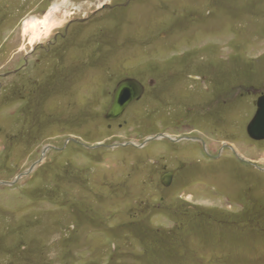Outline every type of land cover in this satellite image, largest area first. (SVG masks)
Segmentation results:
<instances>
[{
  "label": "rangeland",
  "instance_id": "374dc122",
  "mask_svg": "<svg viewBox=\"0 0 264 264\" xmlns=\"http://www.w3.org/2000/svg\"><path fill=\"white\" fill-rule=\"evenodd\" d=\"M54 6L66 20L30 45L25 20L41 22ZM164 68L177 70L161 75ZM164 76L173 77L165 100H145L142 115L129 110L121 128L101 120L105 102L77 100L80 86L102 85L107 96L118 79ZM240 84L264 90V0H0V181L14 180L0 184V264H264L261 171L253 177L224 155L207 166L206 187L163 194L160 166L143 158L142 166H109L118 157L98 150L96 166H61L63 136L79 127L67 118L73 112H92L83 117L98 122L93 140L138 142L161 129L159 109L168 106L190 107L203 131L206 108L223 115L225 89ZM250 98L241 105L250 109ZM214 114L206 119L221 132H211L214 149L223 133L249 153L231 131H244L251 114L235 112L227 127Z\"/></svg>",
  "mask_w": 264,
  "mask_h": 264
},
{
  "label": "flooded vegetation",
  "instance_id": "af4514ba",
  "mask_svg": "<svg viewBox=\"0 0 264 264\" xmlns=\"http://www.w3.org/2000/svg\"><path fill=\"white\" fill-rule=\"evenodd\" d=\"M27 61L28 58L23 59L21 64L23 65ZM22 65L21 67L19 66L15 69V73L20 72V68H25ZM161 70V75H166L167 71H175L177 69L167 68L166 70L164 68ZM75 72L77 71L75 70L74 73ZM7 75L8 72L4 73L3 77ZM190 77L193 79L199 78L193 76L192 74H190ZM134 78H136V80H138L142 85L141 94L137 99L127 104L122 113L115 119H108L106 117V112L113 100V93L117 86V83L122 78L114 82L112 88L108 90L107 96H103L104 94L102 92L106 88L102 85H99L97 88H90L91 85H87L88 87L86 85L80 86V92L78 93L77 100L81 99L82 102H84L83 100L88 98L92 101L90 106H99L100 102H105L106 106L104 108L105 110L101 113V120L106 123L107 129H110L111 123L116 124L115 127L121 128L126 121L124 119V116H126V113L129 112V110H132L135 116L142 115V110H146L145 107H140L142 103L145 100L149 101V103H152L155 100H165L166 96H168L170 92L168 86H171L173 82L172 76H164L163 79L160 78V80H162L161 83L158 82L157 79L155 80V78L152 77L148 78L145 82L141 78ZM199 79L205 80L206 77L201 76V78ZM204 89L206 90L208 88ZM63 91L61 97L64 98V102L66 103L69 97L71 99V96L67 91L66 86L63 88ZM225 92L226 98L222 101L224 103V114L220 115L222 109L218 110L217 113L214 114V111L210 107H208L206 108L209 110L206 113V119L209 118L211 121V117L214 114L215 116H217V122L223 120V122L220 123L221 126L224 124L223 127H227L226 121L229 118L231 119L230 121L235 120V112L237 115H239L238 113L240 112H242V114L250 113L251 115L247 124H245V126L243 125L244 131L237 129L234 130H237L238 132H235L233 130L231 131V133L234 134L233 137L236 138L235 140H240L242 142H244L245 140V142L248 143L249 147L246 150L250 149V151L249 153L246 152L247 154L244 153L245 148L240 142L239 144L234 143L235 145H232L230 142H227V137L222 140L221 138H223V133L222 137H217L219 138V145H217L216 149H214L215 147L211 142V134L215 132L214 135L217 136L221 134V132L216 130V128L212 132L211 128L213 125L207 122L206 119H203L204 122L201 126L205 127L204 130H196V114L192 109H190V107L184 109V113L183 111L178 112L179 110L177 111L176 108L171 109L170 106H168V108H164L166 109V111H162V109H159L160 117L158 119L161 128L160 130L149 136L138 135V142L125 140L117 143H114V141H107V139H111L112 135L108 138L93 140L97 137H94L93 135L98 130V122L94 121L93 123H95V127H90L89 122L91 120H89V122H86L85 120L87 119L84 117H88V119H90L87 113L91 114L92 112L90 111L87 113L85 112L84 114H80L77 111V113L73 112L69 115V117H67L69 118V121H72L73 123L75 122L79 127L76 131L65 133L63 136L64 138L62 139L60 148V151L63 154L61 158V166H72L71 161L74 160H78L81 162L87 161V165L93 164L94 166H96L95 164H99L97 162H99L98 153L100 152V150H111L114 154L113 158L118 157V160L113 162L112 165L108 164L109 166H122V164L124 166H142L143 163L139 162V159L143 158L144 160H148L147 165L152 164L153 166H160V170L157 173L158 175L156 182L158 184L159 190H161L163 194L167 191L173 190V188H176L177 192L190 193V191H194L197 186L206 187V184L209 185V180L207 179V177L210 175V170L207 168V166H220V161H222V157L224 155H226L227 158L233 161L236 166H242L244 168L251 169L254 175L253 177L258 178V171L264 173V167H260L261 164L258 161L259 157L257 156V152L259 153L258 150L260 148L259 144L261 142H264V139L252 138L247 132V125L258 109L257 102L259 97L261 95H264V90H260L254 85L240 84L235 87L232 86L230 90L229 88L225 89ZM192 94L194 93L192 92ZM213 94L214 93L212 92L210 93L211 96ZM244 97H251L249 100L250 109H248L245 105H241L243 104L242 100L244 99ZM37 100L40 101V98ZM67 103L70 102L68 101ZM83 104L84 103H82V105ZM228 114L230 116H227ZM91 118H93L94 120L98 119L95 114H92ZM83 122H85L86 125L87 123H89V125L86 126L84 125L85 123L83 124ZM168 123L169 125L172 124L174 126V129H167L166 125H168ZM184 126H188V128H185ZM235 127H238V125H235ZM83 130L87 131L88 133L92 132V136H89L87 138V136L83 133ZM141 144L142 146H139ZM52 148L57 149V147ZM73 149L80 151L77 152V156L69 155V152L65 153V151H71ZM148 156H151L152 158H149ZM123 160L124 162H122ZM178 182H182L179 189Z\"/></svg>",
  "mask_w": 264,
  "mask_h": 264
},
{
  "label": "water",
  "instance_id": "95a60500",
  "mask_svg": "<svg viewBox=\"0 0 264 264\" xmlns=\"http://www.w3.org/2000/svg\"><path fill=\"white\" fill-rule=\"evenodd\" d=\"M141 91L142 85L135 78L126 77L121 79L114 90L113 100L107 109L106 117L108 119L117 118L127 104L140 96ZM257 105L258 109L247 125V132L252 138L264 139V95L259 97ZM139 146H142V144ZM44 150H46V147H44ZM21 174H18L16 178H20ZM13 183L14 180L11 182L0 181V184L10 185Z\"/></svg>",
  "mask_w": 264,
  "mask_h": 264
},
{
  "label": "bare ground",
  "instance_id": "6f19581e",
  "mask_svg": "<svg viewBox=\"0 0 264 264\" xmlns=\"http://www.w3.org/2000/svg\"><path fill=\"white\" fill-rule=\"evenodd\" d=\"M57 8L58 7H56V6L52 7V9L49 8V9H51L49 11L50 13H48L46 16H44V19L41 22H39L38 19L35 18V16L29 17L28 19L25 20L24 31L29 34V35L28 34H25V35H26L27 41L30 45H32V43L40 40L42 37L47 36L50 33L49 30H51L55 24L59 23L61 20L62 21L66 20V18H65L66 17V15H65L66 9L62 10L61 8L60 9H57ZM53 9H55L54 12L52 11ZM51 13H52V15H51ZM41 27H43V30H40ZM42 33H45V34L47 33V34L40 36Z\"/></svg>",
  "mask_w": 264,
  "mask_h": 264
}]
</instances>
